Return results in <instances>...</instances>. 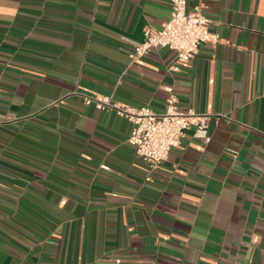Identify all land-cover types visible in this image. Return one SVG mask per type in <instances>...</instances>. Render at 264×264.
Returning <instances> with one entry per match:
<instances>
[{
  "label": "crops",
  "instance_id": "0c3cea01",
  "mask_svg": "<svg viewBox=\"0 0 264 264\" xmlns=\"http://www.w3.org/2000/svg\"><path fill=\"white\" fill-rule=\"evenodd\" d=\"M198 3L219 41L177 62L128 57L169 0H0V264H264V0ZM166 86L210 140L150 172L82 95L161 112Z\"/></svg>",
  "mask_w": 264,
  "mask_h": 264
},
{
  "label": "built area",
  "instance_id": "2783aa9c",
  "mask_svg": "<svg viewBox=\"0 0 264 264\" xmlns=\"http://www.w3.org/2000/svg\"><path fill=\"white\" fill-rule=\"evenodd\" d=\"M169 1V18L156 31L152 32L147 27L143 29L142 40L134 43L128 53L131 61L138 60L156 47L174 51L177 62L188 61L201 44L218 43L219 36L209 29L210 20L204 14L201 3L188 9L187 0ZM165 91V107L161 112L147 105H121L110 96L82 95V100L85 105L98 110H112L130 122L127 142L152 172L167 158L170 149L178 144L189 128L195 127L205 142L210 140L206 132L211 115L192 107L181 109L172 87L166 86Z\"/></svg>",
  "mask_w": 264,
  "mask_h": 264
}]
</instances>
